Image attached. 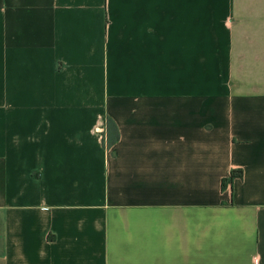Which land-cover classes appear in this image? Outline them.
<instances>
[{
    "label": "crops",
    "instance_id": "obj_1",
    "mask_svg": "<svg viewBox=\"0 0 264 264\" xmlns=\"http://www.w3.org/2000/svg\"><path fill=\"white\" fill-rule=\"evenodd\" d=\"M0 264H264V0H0Z\"/></svg>",
    "mask_w": 264,
    "mask_h": 264
},
{
    "label": "trees",
    "instance_id": "obj_2",
    "mask_svg": "<svg viewBox=\"0 0 264 264\" xmlns=\"http://www.w3.org/2000/svg\"><path fill=\"white\" fill-rule=\"evenodd\" d=\"M112 124V126H113V122H110V125ZM242 173H241V170H232L231 171V173H230V175H228V176H226V177H224L223 179H222V185H223V187H225L226 186V184L228 183V182H231V181H233V179L236 177V176H238V175H241Z\"/></svg>",
    "mask_w": 264,
    "mask_h": 264
}]
</instances>
